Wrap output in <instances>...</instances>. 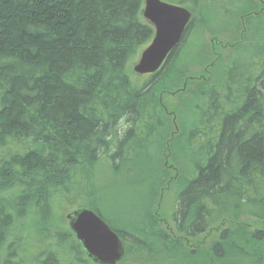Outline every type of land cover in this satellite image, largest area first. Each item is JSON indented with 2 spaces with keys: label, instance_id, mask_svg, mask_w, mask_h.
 <instances>
[{
  "label": "trees",
  "instance_id": "obj_1",
  "mask_svg": "<svg viewBox=\"0 0 264 264\" xmlns=\"http://www.w3.org/2000/svg\"><path fill=\"white\" fill-rule=\"evenodd\" d=\"M175 1L199 22L190 20L158 72L134 83L127 67L154 33L142 18L143 0H0V264H93L62 207L97 214L123 243L119 264H195L182 245L213 222L242 212L264 220V40L246 36L241 47L249 55H240L253 61L214 63L204 39H191L195 27L214 35L209 19L244 21L251 0ZM204 65L210 80L185 79L193 78L190 67ZM170 93L179 94L180 133L166 147L161 97ZM121 117L129 126L119 135ZM145 142L156 152L139 218L147 228L113 227L98 207L104 200L83 192L98 181V168L116 176L136 167ZM165 148L179 175L170 215L175 234L158 229L148 208L168 181ZM230 237L223 231L211 243L208 264L241 259ZM248 238L263 241L260 232Z\"/></svg>",
  "mask_w": 264,
  "mask_h": 264
},
{
  "label": "rangeland",
  "instance_id": "obj_2",
  "mask_svg": "<svg viewBox=\"0 0 264 264\" xmlns=\"http://www.w3.org/2000/svg\"><path fill=\"white\" fill-rule=\"evenodd\" d=\"M164 2L168 4H177V1L175 0H164ZM251 3L252 12L250 13V17L244 21L240 19H237L236 21L224 19L226 21L219 23L214 22L212 24L211 22L214 20H207V26H209L212 31H215L213 36L208 35L207 30H205V33L202 34L199 31V28L195 27V30L191 33V39L196 45L202 41V38L204 39L203 44L206 46V50H208L209 54L207 55V58L210 62L215 63V61L217 62V59L219 58L229 59V56L232 58L237 56L243 61V63L253 61L251 60L252 57L250 59L246 57L245 59V56L240 55L241 52H244L242 50L244 47L241 46L244 44L243 42L245 41L246 36L251 33V40H264V0H251ZM201 16L204 18L203 15ZM192 18L195 20V24L199 22V14L193 15L192 13L191 19ZM248 19H252L250 25L246 23ZM224 23H228V26H226L225 31L219 30L223 32L218 34L216 31ZM236 24L239 27L238 29L235 28ZM251 49L256 52L258 51L259 46H251ZM140 53L127 67V73L134 83H141L147 80V76H138L133 73V67L137 63ZM189 72L193 78L187 76L185 78L187 81H191L192 79H194L192 80L194 82H198V79H201V81H204V79H207V81L210 80V74L207 73V66L205 65L193 68L190 67ZM178 101L179 94L177 93L164 94L161 97V105L162 108H164L163 111L166 118L165 125L169 131L167 136L170 137L165 142L166 147L170 145L173 138L177 137L180 133L179 118L176 114V112H178L176 111V108L179 107ZM155 154L156 152L154 148L149 147L148 143L145 142L144 146L142 145L140 150H137L139 159L138 164L135 165L136 167L128 165V167L124 169L120 175L116 176L110 174L107 169H104L105 173L104 170H99L98 168L99 172L96 171L94 175L95 177L96 175L99 177L98 181H90L89 185L85 187L83 192L84 195L94 196L97 200L99 198L104 200V202H101V206L98 207H102L104 215L113 227L120 229H127L128 227L129 230H133V226L138 223L136 225L138 229L145 231L147 228L146 223L141 222L143 219L139 218L144 216V210L147 207L146 197L148 195L149 188L148 175L152 165L151 156H154ZM170 154L169 148H165V151L162 153L164 158L161 160L163 169H167L166 171L169 173L168 181L163 184V187L158 189L156 196L152 200V203L148 205V208L150 216L155 217V220H157L156 223L158 225V229H163L162 231L175 234V231L172 229L170 223V215L174 207L175 195L179 189V175L178 172L174 170V167L169 163L170 160H168V156H170ZM76 204L77 205L75 207H78V205H84L82 202ZM72 207L75 208L74 206ZM72 207L69 206V208L73 209ZM69 212V210H64L63 207L61 208L60 213L62 214L64 221L65 216L69 214ZM136 226L135 228H137ZM223 231L229 232L231 240L233 239L232 235H237V237H234L233 240L236 243L234 245L237 247L238 251L241 252V259H237L232 264H250L249 261L252 262L251 264H263L264 220L256 218L245 212L234 213L218 219L210 225V228L207 230L205 235L193 242H184L182 247L192 252L193 257L196 255V257L192 260H197V263L195 264H208L204 259V255L209 254L211 256L209 247ZM256 232L261 233L263 241L259 243L255 242L256 244L253 245L248 242V235ZM243 241H247V243L251 245L252 249L247 247L248 244L243 246ZM168 264L178 263H172V261H169ZM191 264H194V262Z\"/></svg>",
  "mask_w": 264,
  "mask_h": 264
},
{
  "label": "water",
  "instance_id": "obj_3",
  "mask_svg": "<svg viewBox=\"0 0 264 264\" xmlns=\"http://www.w3.org/2000/svg\"><path fill=\"white\" fill-rule=\"evenodd\" d=\"M142 18L152 26L154 33L133 67V73L138 76L153 75L162 68L180 43L191 13L182 6L161 0H143ZM65 219L69 231L91 263L118 264L122 261L123 243L93 211L77 209Z\"/></svg>",
  "mask_w": 264,
  "mask_h": 264
},
{
  "label": "clouds",
  "instance_id": "obj_4",
  "mask_svg": "<svg viewBox=\"0 0 264 264\" xmlns=\"http://www.w3.org/2000/svg\"><path fill=\"white\" fill-rule=\"evenodd\" d=\"M124 120H125V117H121L120 121H118L117 129H118L119 135H122L123 131L129 126L124 123ZM108 139H111V137H109Z\"/></svg>",
  "mask_w": 264,
  "mask_h": 264
},
{
  "label": "snow or ice",
  "instance_id": "obj_5",
  "mask_svg": "<svg viewBox=\"0 0 264 264\" xmlns=\"http://www.w3.org/2000/svg\"><path fill=\"white\" fill-rule=\"evenodd\" d=\"M180 21L179 20H177V23H179Z\"/></svg>",
  "mask_w": 264,
  "mask_h": 264
}]
</instances>
